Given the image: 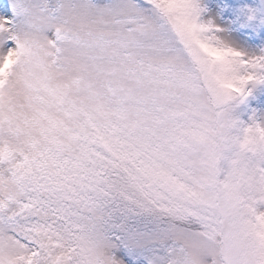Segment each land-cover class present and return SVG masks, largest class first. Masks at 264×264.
I'll return each mask as SVG.
<instances>
[{"label": "snow or ice", "instance_id": "1", "mask_svg": "<svg viewBox=\"0 0 264 264\" xmlns=\"http://www.w3.org/2000/svg\"><path fill=\"white\" fill-rule=\"evenodd\" d=\"M0 264H264V0H0Z\"/></svg>", "mask_w": 264, "mask_h": 264}]
</instances>
